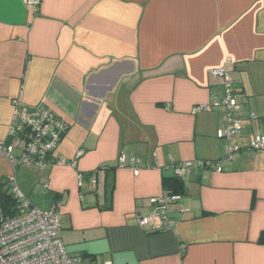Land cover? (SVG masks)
<instances>
[{
    "label": "crops",
    "instance_id": "1",
    "mask_svg": "<svg viewBox=\"0 0 264 264\" xmlns=\"http://www.w3.org/2000/svg\"><path fill=\"white\" fill-rule=\"evenodd\" d=\"M218 67L238 92L234 143L264 133V0H0V143L16 103L42 105L66 123L52 157L81 151L15 171L0 156V180L24 168V194L58 204L79 264H264V152L225 157ZM193 159L222 170L183 178L172 229H140L171 161Z\"/></svg>",
    "mask_w": 264,
    "mask_h": 264
},
{
    "label": "built area",
    "instance_id": "2",
    "mask_svg": "<svg viewBox=\"0 0 264 264\" xmlns=\"http://www.w3.org/2000/svg\"><path fill=\"white\" fill-rule=\"evenodd\" d=\"M30 9L35 12L39 0H26ZM210 73L221 77L224 94L213 102L225 112L226 126L219 135L226 141L225 157L231 158L234 151L241 148L264 152V133H251L241 138L240 144L234 140L242 129V122L237 115L238 93L235 83L224 67L213 68ZM198 105L193 111L204 110ZM66 130V123L51 110L42 105L27 106L16 103L12 120L9 125L7 139L0 143V156L9 159L14 171L20 166L35 165L40 169L47 165H75V158L81 155L78 151L73 159L54 158L52 152ZM136 159L126 158L124 153L118 155V165L128 164L135 168ZM152 165L157 167L156 158ZM213 167L215 171L222 170L221 161L193 159L181 162L171 161V168L176 177L184 178L190 171ZM81 174H78L80 184ZM9 190L19 201L10 213L0 206V264H79L78 257L69 255L59 236L61 218L58 204L41 208L30 201L21 191L15 172L7 177ZM91 183L97 186V181ZM47 185H45L46 187ZM179 195L162 191L159 195L149 198L151 205L146 214H137V225L142 230L151 232L172 229L176 220L171 216L168 205L177 201ZM104 264H112L106 262Z\"/></svg>",
    "mask_w": 264,
    "mask_h": 264
},
{
    "label": "trees",
    "instance_id": "3",
    "mask_svg": "<svg viewBox=\"0 0 264 264\" xmlns=\"http://www.w3.org/2000/svg\"><path fill=\"white\" fill-rule=\"evenodd\" d=\"M162 186H163L162 191H165L169 194L179 195L183 192V179L176 177L174 174L173 176L163 177ZM17 202L19 201L16 199V197H14L13 193L9 190L7 178L0 180V206L1 208L6 213H10V211L13 210V206ZM259 240L260 242H264V233L260 235Z\"/></svg>",
    "mask_w": 264,
    "mask_h": 264
},
{
    "label": "rangeland",
    "instance_id": "4",
    "mask_svg": "<svg viewBox=\"0 0 264 264\" xmlns=\"http://www.w3.org/2000/svg\"><path fill=\"white\" fill-rule=\"evenodd\" d=\"M17 181H18V184H19V186H20V188L24 194V168H22L21 170H19V172H17ZM32 201L35 203V201L33 199H32ZM36 205L41 207V208H45L43 205H39L37 203H36Z\"/></svg>",
    "mask_w": 264,
    "mask_h": 264
}]
</instances>
